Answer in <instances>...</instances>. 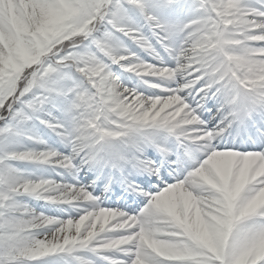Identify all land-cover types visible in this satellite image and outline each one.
I'll list each match as a JSON object with an SVG mask.
<instances>
[{
    "label": "snow or ice",
    "instance_id": "6c2138e0",
    "mask_svg": "<svg viewBox=\"0 0 264 264\" xmlns=\"http://www.w3.org/2000/svg\"><path fill=\"white\" fill-rule=\"evenodd\" d=\"M0 264H264V0H0Z\"/></svg>",
    "mask_w": 264,
    "mask_h": 264
}]
</instances>
